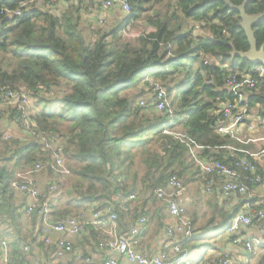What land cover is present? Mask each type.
Instances as JSON below:
<instances>
[{
  "label": "trees",
  "instance_id": "16d2710c",
  "mask_svg": "<svg viewBox=\"0 0 264 264\" xmlns=\"http://www.w3.org/2000/svg\"><path fill=\"white\" fill-rule=\"evenodd\" d=\"M22 1L0 0V12L18 9ZM162 1L131 0L132 17L141 20L144 12ZM225 1L236 7L245 4L249 17L264 14V0ZM225 1L173 0L166 4L164 14L148 16V32L136 40L119 37L121 23L115 28H92L96 39L87 40L80 16L97 4L94 0H62L57 6L61 8L60 17L49 10L30 7L23 8L20 18L0 15V86L24 87L33 92L38 103H43L44 94H53L62 82L66 83V92L59 96V114L37 115L36 120L47 135L62 136L64 154L74 162L70 166L73 179L64 190L67 198H72L69 201L83 209L95 204L96 210L112 206L123 221L126 216L119 208L121 198L148 195L139 208L136 199L132 215V222L146 215L148 226L149 212L143 208L149 202L156 206L161 203L164 219L169 217L167 205L156 191L166 186L171 175L189 182L188 174L196 166L189 147L175 133L200 146L202 156L232 161L229 146L238 143L217 133L216 111L223 102L240 99L248 112L264 119V78L252 91L227 87V79L236 74L258 80L261 65L232 57L233 49L246 53L250 44L240 27V13ZM253 32L260 49L264 45V20L253 27ZM146 75L165 85L175 114L172 124L170 115L156 110L151 101L145 107L139 106V99L146 93L140 88ZM4 113L10 119H20L17 108ZM0 116L1 120L4 115ZM64 121L69 124L62 134L58 125ZM44 145L26 134L10 140L0 135V238L9 240L15 259L24 258L25 243H35L34 237H38L31 238L24 232V202L11 189L16 173L41 164L42 172L34 176L42 180V175L56 188L62 186L61 176L49 168L51 152ZM257 165L260 170L259 162ZM260 173L264 181V173ZM253 188L249 186V191ZM209 198L210 211L202 217L193 215L188 234L181 238L185 251L198 249L208 238L232 229L235 217L243 210L238 205L228 211L225 202L216 203L217 196ZM70 210L71 206L58 209L56 216H67ZM166 222H159V226ZM39 246L49 256L55 252L41 242Z\"/></svg>",
  "mask_w": 264,
  "mask_h": 264
},
{
  "label": "built area",
  "instance_id": "2783aa9c",
  "mask_svg": "<svg viewBox=\"0 0 264 264\" xmlns=\"http://www.w3.org/2000/svg\"><path fill=\"white\" fill-rule=\"evenodd\" d=\"M61 2L62 0H23L18 9L5 8L0 12V15L20 18L23 16V8L30 7L32 10H49L60 17L61 13L53 9ZM98 9L108 13L118 12L121 14L124 19L121 33L125 39L133 40L145 36L143 32L135 30L138 22L132 17L131 0H99ZM84 15L92 24L102 26L107 23L106 16L98 15L96 7L89 8ZM197 28L199 29V27ZM258 78L256 80L250 75L239 78L236 74L230 76L226 84L234 91H252L264 78V65L258 69ZM143 88L146 93L139 99V106L145 107L150 100L156 110L167 112L170 115L169 123L172 124L175 114L165 85L151 75H146ZM0 107L8 110L17 108L20 113L18 124L22 132L43 142L46 151L51 152L49 168L62 177L60 180L70 175L71 169L67 165V158L64 154L65 143H53L52 139L55 140V137L47 135L39 128L36 116L41 115V111L33 92L25 88L11 89L7 86H0ZM240 107L245 110L239 111ZM247 113L248 111L241 105L240 99L223 102L220 109L216 111L218 118L215 129L217 133L221 136H231L234 134V128L241 127H245L248 132L257 133L264 127V119L256 116L248 122ZM165 133L168 131L166 130ZM174 135L189 147L196 167L205 177L203 192L207 196H217L222 201L230 200L248 195L249 186L257 187L264 184L263 176L257 165V157L248 154L238 156L232 153V161L227 163L214 157L202 156L203 149L200 146L190 144L179 133ZM5 139L10 140L13 137L7 135ZM261 154L264 156V150ZM42 170L43 166L36 164L30 170L17 172L11 183V189L25 199V216L29 219L35 217L38 220V241L46 247L53 248L58 259L72 255L79 264H91L92 257L82 251L75 250L72 238H91L93 232V245L105 255L102 264H122V262L127 264H175L174 256L188 258L187 252L181 244L182 236L187 235L189 230V222L185 217L186 210L178 200L168 199L185 190L184 181L177 175L169 176L166 186L156 191L158 198L163 200L168 208L169 221L163 239L170 243L171 249L170 251L162 250L156 254H148L142 251V232L148 222L146 215H141L136 221H133L128 231L123 230V221H120L119 216L113 212L112 206L96 210L95 204L82 209L77 214L58 217L53 208L54 202L52 203L57 194L55 184H50V181L44 179L39 180L34 176ZM47 188H49L48 191ZM136 199V195L121 198L119 208L129 221H132ZM234 223L236 226L257 224L259 232V237L245 241L236 239L234 244H241L248 254H252L259 247L264 248V200L256 209L247 205V208L235 217ZM25 249L28 247L26 246ZM228 256H222L218 264H228ZM11 257L9 241L0 238V264H10Z\"/></svg>",
  "mask_w": 264,
  "mask_h": 264
},
{
  "label": "crops",
  "instance_id": "0c3cea01",
  "mask_svg": "<svg viewBox=\"0 0 264 264\" xmlns=\"http://www.w3.org/2000/svg\"><path fill=\"white\" fill-rule=\"evenodd\" d=\"M92 1V0H87ZM97 4L94 5V7L97 8V14L98 15H105L106 16V22H108L110 27H116L120 25V23H123L122 17L120 13H108L101 11L98 9L97 5L99 4V0H94ZM61 8H54L56 12L60 10ZM80 23L82 25H88L90 24V21L86 18L84 15V12L80 16ZM137 31H144L142 26L139 24L136 28ZM44 113L42 115H45L44 110H48V106L41 107ZM245 110V109H244ZM243 109H239V111H244ZM258 110V108H257ZM6 109L0 108V113L2 115H5ZM247 119L248 122L251 121L253 118H255L257 115L255 112H248L247 113ZM7 115V114H6ZM5 115V116H6ZM9 117V115H7ZM1 117V116H0ZM4 118V117H3ZM12 118V117H11ZM11 121H14L12 125L4 132V136L11 135L14 138L18 137H24L25 134L22 132L19 124L17 123L18 120L16 117H13ZM247 129L245 127L241 128H234L233 129V135L230 136L231 139L235 140L238 145L233 147L229 146V150L231 151V154L239 151L242 154H248L254 157H260L261 162L257 159V162H259L260 170L264 173V156L261 154V152L264 150V127L261 128L253 137L247 133ZM218 153V152H217ZM196 177H194L195 181L194 184H198L200 181V184H203L201 186V191L199 190L196 185L192 190L186 189L181 193L177 194V196H170L169 200H178L181 205L188 211L189 218L187 219L188 222L191 221L193 215L197 214L199 217H202L204 215V212L210 211L209 205L207 204L208 200H211L209 196H207L203 192V185L205 184V177L202 175L203 179H201V176L199 175L198 170ZM191 175V171L188 174ZM41 176V179H43V176ZM188 176V177H189ZM64 180V179H63ZM192 181V179H190ZM197 181V182H196ZM186 186V184H185ZM204 196L202 195V193ZM19 195V194H17ZM20 196V195H19ZM57 197L53 198V208L55 209V214L58 211L55 206V201ZM19 201L24 202L25 207V199L20 196L18 198ZM264 200V187L263 184L257 187H254L252 190L249 191V194L240 198H233L231 200H219L217 198L216 203L218 205L223 204L228 211L235 210L237 206H241V209L245 210L247 208V205H251L253 207H258L260 203ZM243 202V203H241ZM165 203V202H164ZM202 203L204 205H202ZM166 204V203H165ZM159 206L147 205L146 208H143V211L149 212V220L150 224L143 228L142 232V251L146 253L156 254L162 250L170 251L171 247L170 243H167L163 238L165 236V228L167 226V223L169 221V217L167 219H164L163 216V210L161 203L158 204ZM81 207V206H80ZM139 208V207H138ZM83 209V208H82ZM136 209V206H135ZM242 210V211H243ZM82 210L75 211L71 214H77L81 212ZM70 215V214H69ZM163 220H167V222L164 224V226H159V222H162ZM235 220V219H234ZM132 221H129L127 218L123 220V230H129L130 226L132 225ZM22 224L24 227V232L33 238V235L38 236V220L33 217L31 219L29 218H22ZM94 234V232H93ZM93 234L91 238H72L74 249L77 251H82L84 254H88L92 257V263L91 264H102L105 255L104 253L98 251L95 246L93 245ZM221 238H219L220 243L215 244L214 242H208L209 240L204 243V245H208L209 252L206 253V255L200 260L199 264H218L219 259L224 255L228 256V264H264V248L259 247L257 248L252 254H248L247 251L244 249V247L241 244H234V241H231L232 238L238 239V241H245L254 237H259L258 232V225L254 224L252 226H236V224H233L232 229L228 230L227 232H220L219 233ZM218 234V235H219ZM217 236V235H216ZM214 237V236H213ZM35 238V243L38 244L37 248L40 245V242L38 241V237ZM214 244V245H212ZM183 245V244H182ZM27 246L28 249H25ZM23 255L24 258L21 259H15L11 257L10 264H79L77 263L73 256L70 255L67 258L64 259H58L55 256V252H51V256L49 254H45V252L41 249L40 252L36 251L33 248V245L30 247L28 243H25ZM41 247V246H40ZM39 247V248H40ZM46 247V246H45ZM183 248L185 249V245H183ZM187 256L189 255V250L186 251ZM176 258L175 264H190L187 261V258H180L177 256H174ZM122 264H127L126 262H122Z\"/></svg>",
  "mask_w": 264,
  "mask_h": 264
},
{
  "label": "rangeland",
  "instance_id": "374dc122",
  "mask_svg": "<svg viewBox=\"0 0 264 264\" xmlns=\"http://www.w3.org/2000/svg\"><path fill=\"white\" fill-rule=\"evenodd\" d=\"M171 2H173V0H163L159 4H155L154 3L153 6L150 9H148L146 12L143 13L142 19L138 21L139 24L142 26V28L144 30L142 32H145V33L148 32V30H147L148 29L147 28V26H148V18L151 17L152 15L154 16L155 13L158 14V13L161 12V13L164 14L165 12H167V6H166V4H170ZM105 25H108L109 26L108 22ZM121 25H122V23H121ZM192 25H193L192 22L189 23V27H192ZM81 26H82V32H83L84 37L87 38V40L94 41L96 38L92 35L91 29L92 28H99V26L98 25H95V24H92V23H90L88 25H82L81 24ZM112 28H114V27H112ZM119 37H122V36L120 35ZM64 83L62 82V87L61 88H58L57 91H55L53 94H50V95L44 94V96L46 97L45 98V101L43 103H38L39 106H40V108L42 106L43 107L48 106V110H44L45 113L58 115L59 112L61 111V105H60V102H59L60 97L59 96H62L66 92V90H67L66 83H65V85H64ZM20 88H24V87H20ZM140 88L141 89H144L143 86L142 87L140 86ZM148 102H150V100H148ZM0 108H2V107H0ZM41 111H42V113H44L43 110H41ZM12 123H14V121H11V119L7 115L6 116L4 115V118H2L0 120V135L1 134H4V132L12 125ZM68 124H69V122H67V121H64L63 123L59 124L58 125L59 133L65 134L64 132L66 131ZM247 133L250 134L252 137L256 134V132H247ZM50 135L55 137V140L52 139V142L53 143H56V144L65 143L64 140L62 139V136L60 134L51 133ZM257 159L261 162V158L260 157H258ZM67 165H68V167L73 166L74 165V162L73 161L69 162V160L67 159ZM10 167L12 168L13 165H11ZM70 169H71V167H70ZM197 169H198V167H196V166H194V168L191 169V175L189 176V178H191L192 181H189V182L187 181L185 183L186 184V186H185L186 189L192 190V188L195 187L196 184H194L193 182L195 181L194 177H196V174H197L196 170ZM199 175L201 176V179H203L202 175L201 174H199ZM71 177H72V171H71V173H70L69 176H65L63 178L64 180H60V183L59 184L62 185V186H59L57 188L58 192H57V198L55 200V206H56L57 210L58 209L59 210H63L65 208H68L69 206H71L70 213H73L75 211L82 210V207L78 206L73 201H69L72 198H67V196L65 194V191H64L65 190V187L67 188L68 187L67 184H69L70 183V180L73 179ZM67 181H69V182H67ZM200 182L196 186L198 188H200L199 190L201 191V186L203 184V180H202V183L201 184H200ZM263 187H264V184H263ZM139 195L141 197L137 195V208L140 207V205L143 206L144 201L145 200H148V198H149L148 195H141V194H139ZM202 195L204 196L203 193H202ZM140 198H141V200H140ZM150 203L151 202H149L148 205H150ZM202 205H204V204L202 203ZM185 217L187 219L189 218V213L187 211H186ZM220 236L221 235H218L217 234V236L210 237L207 240H209L208 242H214L215 244H219L220 243L219 238H221ZM6 240L9 241L8 239H6ZM32 245H33V248L36 251H38V252L41 251V247L40 246H39L40 248L39 247L37 248L38 244H36L34 242L31 243V244H29L30 247ZM212 245H214V244H212ZM207 252H209L208 245H203L202 244V246L200 248H198V249H190L189 248V255H188L187 261L190 264H199L200 260L206 255Z\"/></svg>",
  "mask_w": 264,
  "mask_h": 264
},
{
  "label": "water",
  "instance_id": "95a60500",
  "mask_svg": "<svg viewBox=\"0 0 264 264\" xmlns=\"http://www.w3.org/2000/svg\"><path fill=\"white\" fill-rule=\"evenodd\" d=\"M225 2L229 8L240 13V16L242 19L240 27L244 30L246 37L248 39V42L250 44L249 52H246V53L237 52L235 49H233V53L231 54L232 57L238 56V57H241L242 59L249 60L251 63L264 65V45L260 49H258L257 42L255 40V36L253 32V27L264 20V14L260 16L249 17L247 16L245 12V4L241 7H236V6H233L230 2H227V1ZM210 69L212 71L211 66H210Z\"/></svg>",
  "mask_w": 264,
  "mask_h": 264
},
{
  "label": "clouds",
  "instance_id": "9594fccd",
  "mask_svg": "<svg viewBox=\"0 0 264 264\" xmlns=\"http://www.w3.org/2000/svg\"><path fill=\"white\" fill-rule=\"evenodd\" d=\"M123 20V24H122V29H123V26H124V19H122ZM137 21V20H136ZM138 22V21H137ZM139 25V22H138V24H137V26ZM137 28V27H136ZM136 28H135V30H136ZM122 29H121V31H122ZM137 31V30H136ZM137 32H139V31H137ZM140 32H142V31H140ZM145 35H146V33L145 32H143ZM121 36H122V38L123 39H125L124 37H123V35H122V33H121ZM125 40H127V39H125ZM133 40H136V39H133ZM29 91V90H28ZM31 92V91H30ZM35 97V96H34ZM36 103L38 104V102L36 101ZM38 106H39V104H38ZM39 108H40V106H39ZM40 111H41V108H40ZM41 116H42V111H41Z\"/></svg>",
  "mask_w": 264,
  "mask_h": 264
}]
</instances>
